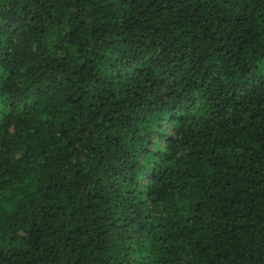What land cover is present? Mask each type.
Segmentation results:
<instances>
[{
    "label": "trees",
    "instance_id": "1",
    "mask_svg": "<svg viewBox=\"0 0 264 264\" xmlns=\"http://www.w3.org/2000/svg\"><path fill=\"white\" fill-rule=\"evenodd\" d=\"M0 264H264V0H0Z\"/></svg>",
    "mask_w": 264,
    "mask_h": 264
}]
</instances>
